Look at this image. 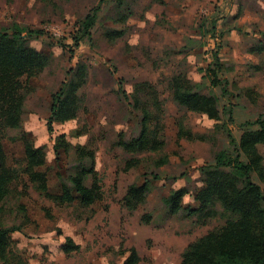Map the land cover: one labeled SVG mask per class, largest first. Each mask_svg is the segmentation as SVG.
Masks as SVG:
<instances>
[{
    "label": "rangeland",
    "instance_id": "374dc122",
    "mask_svg": "<svg viewBox=\"0 0 264 264\" xmlns=\"http://www.w3.org/2000/svg\"><path fill=\"white\" fill-rule=\"evenodd\" d=\"M98 1L0 0V30L17 24L42 31L30 45L49 54L48 65L29 80L21 129L43 148L53 167L47 169L50 192L60 194L56 168L73 170L77 146L93 151L102 191V198L88 206L46 197L22 172V145L14 140L21 129H5L7 163L18 170L0 212V228L20 227L10 233V263L124 264L133 247L137 264H180L188 244L222 227L229 216L219 204L216 215L202 220L183 210L173 214L163 199L183 187L188 191L183 204L194 205L192 193L203 180L199 168L230 145L214 120L173 102L170 79L182 74L196 92L212 93L223 104L221 85L212 86L205 70L217 52L222 64L217 75L238 96L232 122L222 115L233 138L238 141L242 124L264 114V50L250 51L262 39L264 0H125L121 7L105 0L90 38L70 47L79 22ZM121 15L128 17L124 21ZM111 31L122 34L112 37ZM78 64L87 65L84 84L76 91L80 106L75 117L54 123L49 133L52 94ZM133 95L139 102L134 104ZM144 110L161 147L128 152L122 143L139 134ZM57 135L70 144L58 160L53 149ZM257 150L264 171V144ZM252 179L264 190L256 174ZM144 180L150 182L145 201L132 209L123 198L129 185ZM91 182L88 176L85 183ZM66 237L78 245L69 254L61 250Z\"/></svg>",
    "mask_w": 264,
    "mask_h": 264
},
{
    "label": "trees",
    "instance_id": "16d2710c",
    "mask_svg": "<svg viewBox=\"0 0 264 264\" xmlns=\"http://www.w3.org/2000/svg\"><path fill=\"white\" fill-rule=\"evenodd\" d=\"M112 1L121 7L125 0ZM104 2L105 0H99L82 18L75 35L72 36L73 43L70 47L78 46L85 37L90 38L91 28ZM127 17L128 15L120 16L124 21ZM213 28L215 23L212 24L211 29ZM41 34L42 31L22 28L17 24H13L9 31L0 30V212L3 210L2 202L10 193V184L18 174V170L7 163L3 131L8 128H22L24 103L31 89L29 80L48 65L49 54L30 45V40ZM111 34L112 37L120 36L122 31H111ZM260 34L262 39L257 41L251 52H263L264 31ZM221 66L217 52H214L213 60L205 70L211 78L212 86L221 85V97L225 99L223 104L220 103L221 98L212 93L204 95L196 92L191 81L182 74L174 75L170 79L169 91L173 102L179 107L204 114L214 120L215 127L226 132L230 149L219 150L211 162L199 168L203 180L201 186L192 193L194 205L183 204V197L188 193L183 187L171 191L163 200L166 209L173 214L183 210L188 216L196 215L198 220H202L216 215V204H219L222 211L229 216L222 227L188 244L181 255L180 264H264V190L252 179V175L256 174L258 179L264 182L262 157L257 150L258 144H264V114L252 122L246 121L242 124L243 130L238 141L233 138L222 115L227 116L228 121L232 122L233 106L238 104V96L228 90L227 81L222 84L223 81L218 77L217 72L222 69ZM86 74L87 65H76L75 69L68 70L61 87L52 94L46 119L49 133L53 131L54 123L75 117L80 106L76 91L84 84ZM133 100L134 104L139 102L134 95ZM152 100L153 106L157 107L159 105L157 98ZM149 121V113L144 110L139 134L122 143L126 151L139 153L160 149L162 141L154 137V131L148 127ZM179 131L185 133L182 129ZM14 140L22 145L24 158L22 172L46 197L59 202H78L84 206L102 198L93 151L84 146H77L76 157L72 163L73 170L64 172L59 167L56 168L60 194L54 195L49 190L47 179V169L51 171L53 167H48L43 148L36 146L29 134L22 129ZM69 147L70 144L65 137L57 135L53 145L55 159L58 160L62 152L66 154ZM166 158L160 162L166 163ZM43 166L46 168L40 170L39 168ZM151 175L154 179L158 178L157 174ZM88 176L92 178L90 185L85 183ZM149 185L148 180L129 185L123 198L126 205L135 209L139 203L145 201ZM19 208L23 209L22 206ZM19 228V226L0 228L2 264H16L8 261L7 252L10 233ZM77 248L78 245L69 237H66L61 246V250L66 254ZM128 252L124 264H137L139 257L135 248H129Z\"/></svg>",
    "mask_w": 264,
    "mask_h": 264
}]
</instances>
